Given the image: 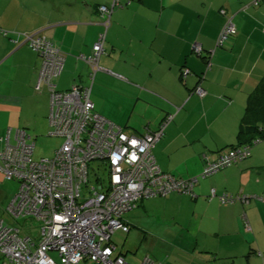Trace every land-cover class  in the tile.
<instances>
[{
  "label": "crops",
  "instance_id": "crops-1",
  "mask_svg": "<svg viewBox=\"0 0 264 264\" xmlns=\"http://www.w3.org/2000/svg\"><path fill=\"white\" fill-rule=\"evenodd\" d=\"M113 1L0 0V57L18 53L10 64L19 84L15 97L21 105L34 98L36 109L42 100L48 122L49 92L34 87L40 58L23 42L24 32L38 31L65 54L55 86L90 84L93 109L128 134L155 130L171 114L152 153L163 171L198 177L195 196L171 192L143 199L133 210L147 211V200L157 199L183 224L187 212L189 264H264V203L253 198L264 195V143L251 146L241 162L199 176L206 162L237 144L248 95L264 83V0H117L105 27L98 6ZM226 15L236 32L218 46ZM104 30L99 69L90 80L89 65L77 55L90 54ZM195 42L202 46L200 55L192 50ZM197 86L202 96L194 92ZM5 137L0 136V150ZM7 188L0 182V195L6 192L0 203L4 222L15 218L5 208L17 189ZM211 189L247 199L221 204L216 196L207 197Z\"/></svg>",
  "mask_w": 264,
  "mask_h": 264
},
{
  "label": "built area",
  "instance_id": "built-area-1",
  "mask_svg": "<svg viewBox=\"0 0 264 264\" xmlns=\"http://www.w3.org/2000/svg\"><path fill=\"white\" fill-rule=\"evenodd\" d=\"M257 1L255 0V3ZM115 5H99L98 11L106 27ZM236 32L231 16L226 15L216 44L222 46ZM105 30L98 34L90 54H78L90 67L93 79L98 59L103 51ZM23 42L40 58L36 90L44 85L50 96L48 114L49 133L62 137V142L51 157L33 158L34 141L25 128L15 130V141L8 135L0 150V169L6 179L18 180V188L6 210L13 217L31 215L40 221L37 240L21 234V229L0 220V264H129L116 254L112 240L115 231H128L123 215L134 208L141 197L165 195L171 191L191 192L198 177L178 178L162 171L156 163L152 148L172 119L167 115L155 130L143 134H128L122 126L99 114L90 100V84H72L58 89L53 78L64 66L65 54L38 31L24 32ZM197 55L203 53L200 43H193ZM209 52L204 58L209 61ZM194 92L202 96L204 90ZM250 147L232 148L216 159L206 162L200 173L205 177L244 159ZM100 160L107 163L106 186L88 181L89 163ZM87 195L81 197V188ZM211 196L216 195L211 189ZM221 202H232L239 196L230 193L218 195ZM264 201V195H257ZM246 196H241L245 200ZM56 253V257L52 255ZM139 264H162L144 256Z\"/></svg>",
  "mask_w": 264,
  "mask_h": 264
},
{
  "label": "rangeland",
  "instance_id": "rangeland-1",
  "mask_svg": "<svg viewBox=\"0 0 264 264\" xmlns=\"http://www.w3.org/2000/svg\"><path fill=\"white\" fill-rule=\"evenodd\" d=\"M17 54H7L0 57V136L5 137L9 131L8 129L11 128L10 131H12V139L14 140V130L26 128L32 136V141H34L33 158L51 157L61 144L62 137L49 133L48 111L46 112L42 100L41 106L36 109L34 98H24L22 105L25 108H23L20 99L15 97L14 94L18 90L19 84L10 64H13L14 60L17 59ZM27 55L29 58L31 53L27 52ZM43 91L39 95L46 93ZM261 143H264V138L258 144ZM97 164L99 169H97ZM107 176V168L104 162L99 160L90 163L89 187L91 185L97 187L98 180H101L103 185L106 186ZM96 177H100V179L97 180ZM0 182L6 184L7 191H11L9 189L14 187L15 190L18 188L17 181L14 179L7 180L3 172H0ZM86 188L88 187L83 184L81 197L88 194ZM5 193L3 196L0 195V203L6 198ZM147 201H149L147 211L140 207L141 211L138 213L134 211L135 209L128 212L127 215L131 219L129 221L132 226L126 234L117 231L112 235V240L117 247L116 252L124 253L125 261L129 264H139L146 255L159 261L164 259L166 260L165 264H189L185 256L186 253H191V251L188 250L189 246H184V241H187L189 237L186 222L187 212L183 211L184 224L179 221L176 223L169 211L164 209L160 202H157V199ZM5 222L18 226L22 235L29 236L34 241L39 237L40 221L31 215H19ZM52 255L56 257V253L52 252Z\"/></svg>",
  "mask_w": 264,
  "mask_h": 264
},
{
  "label": "trees",
  "instance_id": "trees-1",
  "mask_svg": "<svg viewBox=\"0 0 264 264\" xmlns=\"http://www.w3.org/2000/svg\"><path fill=\"white\" fill-rule=\"evenodd\" d=\"M3 31L0 29V32ZM35 52V51H34ZM38 55V53H36ZM39 56V55H38ZM57 77V76H56ZM55 78V77H54ZM264 83L261 82L260 84H258V87L253 91L251 92L249 95H248V98H247V103H246V106H245V112L243 114V117L241 119V123H240V127H239V130H238V142L235 146H232L230 147L229 149H227L225 152H222V153H226L228 151H230L232 148H240V147H243V146H248V147H251L252 145L254 144H257L261 141L262 138H264V123H262V121H264ZM222 153H219L222 154ZM218 155V156H219ZM250 155V154H249ZM217 156V157H218ZM216 157V158H217ZM215 158V159H216ZM214 160V159H213ZM242 160V159H241ZM99 160H94L92 162H98ZM211 161V160H209ZM240 161V160H238ZM238 161H235V162H232L230 165L234 164V163H237ZM90 162V163H92ZM104 162V161H102ZM90 163H89V167H88V177H89V172H90ZM105 163V162H104ZM2 164V162L0 161V165ZM206 164V163H205ZM106 165V168H107V163H105ZM228 165V166H230ZM227 167V166H226ZM225 168V167H224ZM97 169H99V165L97 164ZM223 169V168H222ZM220 169V170H222ZM162 170V169H161ZM218 170V171H220ZM163 171V170H162ZM217 171V172H218ZM166 172V171H165ZM4 174V173H3ZM215 174V173H214ZM107 175H108V168H107ZM213 175V174H211ZM211 175H208V176H211ZM208 176H205V177H208ZM5 177V176H4ZM203 177V178H205ZM97 180L98 178L100 179V177H96ZM108 178V176H107ZM180 178V177H178ZM15 180V179H14ZM17 183L19 184L18 180H16ZM99 182H101V180H98ZM107 181V180H106ZM89 183V181H88ZM102 183V182H101ZM99 184V183H98ZM103 184V183H102ZM106 184V183H105ZM171 192H177V191H171ZM169 192V193H171ZM168 193V194H169ZM179 194H185V195H188L190 197L193 198V195L194 194V191L193 189L191 190V192H188V193H184V192H177ZM222 193H229V192H226V191H222L220 193H216V196L218 198V195L219 194H222ZM231 194V193H230ZM167 194L165 195H157V196H153V197H164L166 196ZM244 194L238 192V193H235L234 196H239V198H236L235 200H241V196H243ZM214 196H211V192L208 193L207 197H214ZM246 196V199H247V195H244ZM153 197H148V198H153ZM253 198L255 199H258L257 198V195H253ZM143 199H147V197H141L137 200L135 206L133 209H135L137 206H139V203L140 201H142ZM11 200V199H10ZM9 200V201H10ZM219 200V198H218ZM234 200V201H235ZM260 200V199H259ZM232 201V202H234ZM262 201V200H261ZM219 202L221 204H226V203H223L219 200ZM264 203V201H262ZM9 203V202H8ZM227 203H231V202H227ZM8 205V204H7ZM6 205V206H7ZM131 209V210H133ZM6 210V208H5ZM130 210V211H131ZM7 211V210H6ZM129 212V211H128ZM126 215L127 213H125L123 215V220L124 222H126V224L129 226V229L130 227L132 226L130 222H128L127 218H126ZM25 216V215H24ZM1 220V219H0ZM246 226H247V222H246ZM117 231H120L122 234H126L128 231H122L121 229L117 230ZM115 231V232H117ZM114 232V233H115ZM113 233V234H114ZM116 245V244H115ZM116 250H117V247H116ZM116 254H120L124 257V253L122 252H115ZM125 259V258H124ZM155 261H159V260H156L154 259ZM1 261H2V258H1ZM161 262L162 264H164L162 261H159ZM1 263V262H0Z\"/></svg>",
  "mask_w": 264,
  "mask_h": 264
}]
</instances>
